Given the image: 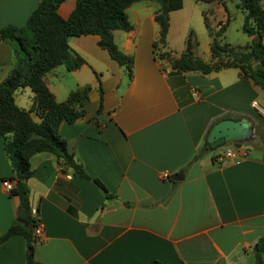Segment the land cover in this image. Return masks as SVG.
<instances>
[{
    "label": "crops",
    "instance_id": "1",
    "mask_svg": "<svg viewBox=\"0 0 264 264\" xmlns=\"http://www.w3.org/2000/svg\"><path fill=\"white\" fill-rule=\"evenodd\" d=\"M39 2L0 0V28L23 26ZM75 2H61L58 14L67 18ZM158 7L154 0L133 2L126 9L131 29L113 30L119 50L132 57L130 74L98 35L87 34L68 39L83 59L78 68L58 65L44 75L58 102L90 87L84 115L61 122L58 131L91 178L61 166L52 153L33 154L26 184L44 240L29 249L21 235L8 238L0 244V264H25L29 250L40 264L253 262L252 246L264 237V116L255 105L264 108V90L234 67L172 68L182 51L169 40L184 0L169 13L166 44L154 47ZM207 43L193 55L209 61L210 36ZM13 48L11 40H0V83L13 67ZM32 96L21 87L14 101L28 109ZM223 118L247 119L251 135L209 145L210 128ZM229 148L241 157L219 158ZM164 171L169 179L159 177ZM14 176L0 136V234L20 219L18 197L2 185L4 179L14 184Z\"/></svg>",
    "mask_w": 264,
    "mask_h": 264
},
{
    "label": "trees",
    "instance_id": "2",
    "mask_svg": "<svg viewBox=\"0 0 264 264\" xmlns=\"http://www.w3.org/2000/svg\"><path fill=\"white\" fill-rule=\"evenodd\" d=\"M63 1L40 0L23 26L6 25L0 28V40L8 39L13 42L15 58L13 67L0 83V136L4 138V150L15 173L10 194L18 197L19 206L29 214L31 206L26 179L31 175L29 159L33 154L52 153L61 166L70 167L80 177L91 178L82 165L76 162L67 141L58 131L61 122L71 123L84 115L90 87L72 90L66 100L58 102L43 79L47 72L58 65L73 70L83 63V59L69 47V37L98 35V44L107 49L113 59L126 65L129 74L131 72L132 57L119 50L113 39V30L131 29L126 9L133 2L140 0H76L67 18H62L57 12L59 4ZM154 1L159 4L155 20L160 29L159 37L153 45L164 46L169 27V13L181 8L182 0ZM238 1L245 13L242 30L251 37L250 42L239 46L222 42V32L225 31L227 21L213 32L204 16L211 37L210 60L204 61L194 56L191 52V38H188L186 50L171 60L172 68L208 73L234 67L254 85L264 90V0ZM21 87H29L33 93L32 104L28 109L19 107L14 101V92ZM33 114L37 116V121L33 119ZM100 187L103 188L102 185ZM34 225L32 215L28 222L14 220L8 229L0 234V244L14 235H21L31 249L36 243L33 236ZM252 253L251 264H264V237L256 240ZM25 264H40L34 259L32 250L27 253ZM149 264L167 263L153 260Z\"/></svg>",
    "mask_w": 264,
    "mask_h": 264
},
{
    "label": "rangeland",
    "instance_id": "3",
    "mask_svg": "<svg viewBox=\"0 0 264 264\" xmlns=\"http://www.w3.org/2000/svg\"><path fill=\"white\" fill-rule=\"evenodd\" d=\"M183 16L170 36V47L176 51L184 52L191 38L192 54L208 49V29L204 22V14L210 29L218 30L220 24L227 21L225 31L222 32V42H228L233 46L244 45L250 42L251 37L242 30L244 11L238 0H225L219 3L216 0L204 2L199 0H184Z\"/></svg>",
    "mask_w": 264,
    "mask_h": 264
},
{
    "label": "water",
    "instance_id": "4",
    "mask_svg": "<svg viewBox=\"0 0 264 264\" xmlns=\"http://www.w3.org/2000/svg\"><path fill=\"white\" fill-rule=\"evenodd\" d=\"M251 135L250 122L241 118L238 120L232 118H223L217 121L210 128L207 135V142L216 145L223 142H238L247 139ZM18 218L28 222L30 214L27 210L19 207L17 210Z\"/></svg>",
    "mask_w": 264,
    "mask_h": 264
},
{
    "label": "built area",
    "instance_id": "5",
    "mask_svg": "<svg viewBox=\"0 0 264 264\" xmlns=\"http://www.w3.org/2000/svg\"><path fill=\"white\" fill-rule=\"evenodd\" d=\"M193 93L196 94L197 91L196 90H193ZM256 105V108L257 110L259 111L260 114H262L264 116V108H262L259 104H255ZM242 149H243V154H245V151H246V146L243 145L242 146ZM238 157H241V154L239 155V153H237L235 150L229 148V149H226L222 155L219 156V158H227V159H235V158H238ZM159 177L162 178V179H169V173L168 172H161L159 174ZM2 185L4 187V189L8 192L11 191L12 187H13V183L9 180V179H4L3 182H2ZM30 215H32V217L34 218L35 220V225L33 227V236H34V239H35V242H41L44 240V237H43V224L40 220V217H39V211L37 209V207L33 206L30 208Z\"/></svg>",
    "mask_w": 264,
    "mask_h": 264
}]
</instances>
